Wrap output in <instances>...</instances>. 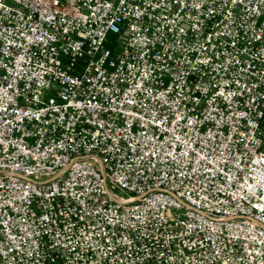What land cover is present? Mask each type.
<instances>
[{"label": "built area", "instance_id": "1", "mask_svg": "<svg viewBox=\"0 0 264 264\" xmlns=\"http://www.w3.org/2000/svg\"><path fill=\"white\" fill-rule=\"evenodd\" d=\"M0 264H264V0H0Z\"/></svg>", "mask_w": 264, "mask_h": 264}, {"label": "rangeland", "instance_id": "2", "mask_svg": "<svg viewBox=\"0 0 264 264\" xmlns=\"http://www.w3.org/2000/svg\"><path fill=\"white\" fill-rule=\"evenodd\" d=\"M110 41L112 40V37H110L109 39ZM106 46L111 49V50H119L120 49V45L118 44H114L112 42H109L108 44H106ZM109 190L114 193V194H117L118 196L120 197H126V195L123 193V192H120L119 190H115V189H112L111 187H109Z\"/></svg>", "mask_w": 264, "mask_h": 264}]
</instances>
